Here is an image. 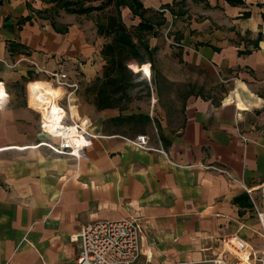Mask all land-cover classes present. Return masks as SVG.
I'll return each mask as SVG.
<instances>
[{
  "label": "crops",
  "instance_id": "crops-1",
  "mask_svg": "<svg viewBox=\"0 0 264 264\" xmlns=\"http://www.w3.org/2000/svg\"><path fill=\"white\" fill-rule=\"evenodd\" d=\"M139 1L142 16L125 6L122 17L132 30L142 18L154 28L140 33L153 51L142 53L202 68L218 90L171 96L183 105L166 110L146 58L150 66L135 61L147 73L146 105L98 109L87 92L105 64L96 21L64 9L54 19L38 13L52 0H0V264H74L81 240L72 236L83 226L128 217L142 225L138 264H234L231 235L253 256L263 253L245 187L259 199L264 184V0ZM30 59L80 81L75 111L101 135L84 158L45 144L28 83L41 86L48 75ZM141 134L152 149L129 141Z\"/></svg>",
  "mask_w": 264,
  "mask_h": 264
},
{
  "label": "built area",
  "instance_id": "built-area-1",
  "mask_svg": "<svg viewBox=\"0 0 264 264\" xmlns=\"http://www.w3.org/2000/svg\"><path fill=\"white\" fill-rule=\"evenodd\" d=\"M30 62L36 72L48 75V81L43 82L61 91L60 94L54 95L48 93L46 87H36L34 84L38 80L28 83L29 98H33L35 102L31 101V105L40 113L39 125L46 138L45 144L59 154L72 156L77 160L84 158L86 149L101 135L95 131L91 117L75 113L81 90L80 81L73 79L66 70H48L36 60L30 59ZM241 137L247 141L243 134ZM129 141L137 148L152 149L147 134L138 135ZM207 167L225 172L235 182L243 185V182L228 170L216 166ZM245 189L250 193L253 210L261 225L260 233L264 238V184L259 188V199L252 195L251 189ZM141 234L142 225L137 218L88 223L79 234L72 236L73 240H81V250L74 264H138L143 255ZM226 245L235 258L234 264H264V251L260 256H253L240 237L229 236Z\"/></svg>",
  "mask_w": 264,
  "mask_h": 264
},
{
  "label": "trees",
  "instance_id": "trees-1",
  "mask_svg": "<svg viewBox=\"0 0 264 264\" xmlns=\"http://www.w3.org/2000/svg\"><path fill=\"white\" fill-rule=\"evenodd\" d=\"M227 1L243 2V0ZM52 2L55 3L54 6L39 10L38 13L52 19L61 9L76 14L101 13L97 16L96 25L99 35L106 38L101 49L105 60L103 75L87 88V92L93 95V103L98 109L126 110L135 99H141V93L145 96L150 95L149 82L142 76L141 71L147 73L143 69L136 70V67L141 68L144 65L146 56L142 53L143 50L150 54L153 52L140 33L154 28L142 18L132 30L127 27L122 17V7L125 6L142 16L144 9L139 0H90V4L80 0H52ZM259 39L260 35L254 42L255 47L258 46ZM244 53H248V50ZM135 61L143 65H138Z\"/></svg>",
  "mask_w": 264,
  "mask_h": 264
},
{
  "label": "rangeland",
  "instance_id": "rangeland-1",
  "mask_svg": "<svg viewBox=\"0 0 264 264\" xmlns=\"http://www.w3.org/2000/svg\"><path fill=\"white\" fill-rule=\"evenodd\" d=\"M80 1H84L87 4H90V0ZM100 14V12H94L93 14L89 15L88 19H91V21L95 22L97 20V16H99ZM146 58L149 62L151 61L152 63V76H156V78L161 84V89L163 88L162 93L165 96L163 97L165 99L163 105L165 106L166 110L177 111L179 109V106L183 105V103L180 104L179 102L171 101V96H175L176 98H184L188 93L193 92L195 90L204 91L208 93L218 90L217 83L210 76L208 71L202 68H194L196 71H193V69L190 68L188 65H186L187 67H184L183 65H178L182 67H175L173 59L175 57L173 55H158L156 53L155 56H146ZM145 66L150 65L146 64ZM142 76L144 77L143 73ZM141 94L142 96H144V93ZM135 104H139L144 107L146 105V98L143 97L139 102H136ZM75 113L77 114L76 111Z\"/></svg>",
  "mask_w": 264,
  "mask_h": 264
},
{
  "label": "bare ground",
  "instance_id": "bare-ground-1",
  "mask_svg": "<svg viewBox=\"0 0 264 264\" xmlns=\"http://www.w3.org/2000/svg\"><path fill=\"white\" fill-rule=\"evenodd\" d=\"M39 88H44V87H46L47 88V91H48V93H50V94H60V89H55V88H53L52 86H50V84H48V83H45V84H43V85H41V86H38ZM4 94H6V92L4 91V89L2 88V86H1V84H0V96H2V95H4ZM4 97V96H3ZM32 103H35L34 102V100H33V98H32Z\"/></svg>",
  "mask_w": 264,
  "mask_h": 264
}]
</instances>
